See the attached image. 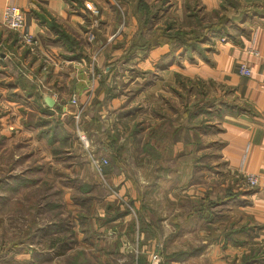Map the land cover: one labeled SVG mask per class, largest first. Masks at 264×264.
Here are the masks:
<instances>
[{
  "label": "crops",
  "instance_id": "1",
  "mask_svg": "<svg viewBox=\"0 0 264 264\" xmlns=\"http://www.w3.org/2000/svg\"><path fill=\"white\" fill-rule=\"evenodd\" d=\"M230 1L237 6L144 0L158 7L145 25L139 0H0V15L5 5L18 6L21 32L38 42L31 51L17 32L0 26V133H30L31 112L39 118V109L60 105L55 119L66 132V123L72 125L61 155L71 157L78 140L89 156L100 148L115 158L97 173L108 192L91 198L88 227L81 230L76 219L73 227L74 251L82 250L89 264H149L154 255L155 264H264V0ZM221 15L225 27L207 31L196 50H173L164 38L151 36L165 22L198 36L202 24ZM240 63L250 67L248 77L239 75ZM179 77L220 87L219 156L243 179L259 175L255 187L237 192L203 183L199 150L185 143L192 135L182 118L166 124L154 111V97L166 84H179ZM30 258L25 251L15 261L34 264Z\"/></svg>",
  "mask_w": 264,
  "mask_h": 264
},
{
  "label": "rangeland",
  "instance_id": "2",
  "mask_svg": "<svg viewBox=\"0 0 264 264\" xmlns=\"http://www.w3.org/2000/svg\"><path fill=\"white\" fill-rule=\"evenodd\" d=\"M179 78V84H175L176 86L172 88L169 87V84H166L167 89L154 97L158 101L155 102V113L164 117L166 124H173L175 118L180 117L177 114L180 111H185V114L186 112H197L196 118H186V120L182 118L184 121L182 123L188 127L189 131L191 130L189 133L192 135V141L199 147L197 159L204 170L203 183L206 179V183L211 184L214 190L220 185H225L227 191L236 189L237 192H240L245 190L247 184L244 179L225 168L218 152L220 144L218 131L222 111L219 99L222 90L218 85L210 82L191 79L185 81V78ZM164 106L165 111L161 108ZM33 107L30 108L35 111L36 108ZM175 113L176 116H174ZM35 118V113L32 114V112L28 116L30 121H35ZM66 124H68V127L71 126L66 133L71 134L72 125H70L71 123ZM33 127L34 129L30 133L28 130L21 129L9 134V137L1 134L3 132L0 133V260L7 263L18 264L15 257L22 241L25 239L24 231L30 225L19 215L25 213L27 215L25 217H29L31 214V210L24 208L20 201L23 195L21 192L27 191L28 188L25 190V186H21L14 193L9 190V187L13 186L10 181H5V179L1 181L3 175L6 174V169L10 167V163L13 166L12 173H20L28 168L29 172L25 175L31 178H27L29 179L27 184L33 183V180H31L33 177L50 175L54 181L52 184L60 189L58 198L65 211H68V209L73 210L75 208L73 204L79 198L86 201V211L90 215L91 198L94 197L93 199L98 200L105 192H108L105 184L100 182L101 178L93 165V159H106V165H108L110 161L109 154L97 148L93 156H89L83 148L85 145L77 140L75 147L71 149V157L65 155L53 157L50 155L51 146L46 143V140H37L36 136L39 128ZM10 156L11 160L8 159ZM46 170L48 171L47 174H45ZM129 175H132V173L129 172ZM95 177L98 181L97 185H94ZM84 178H88L91 184L85 183ZM195 179H199V177L196 178L195 176ZM29 196L28 201L31 203L35 200V197L29 198ZM88 197L90 201H88ZM65 211L64 213H66Z\"/></svg>",
  "mask_w": 264,
  "mask_h": 264
},
{
  "label": "trees",
  "instance_id": "3",
  "mask_svg": "<svg viewBox=\"0 0 264 264\" xmlns=\"http://www.w3.org/2000/svg\"><path fill=\"white\" fill-rule=\"evenodd\" d=\"M226 1H228L230 5L237 6L236 3L230 0ZM138 5L141 16L143 15L142 22L146 25L149 20L156 16L158 7L150 8L144 0H139ZM222 8L224 9L223 6ZM226 22L224 15L218 16L215 22L207 23V25L202 24L200 27L201 32L198 36L194 35L195 31L193 29L183 30L181 28H173L172 22H165V25L157 27L152 32L151 36L164 38L170 43L173 50L178 47H182L184 50H196L200 48L201 40L206 38L207 31L221 32ZM148 46L149 45L145 43L144 47ZM117 62L121 61L118 60ZM113 66L115 67L116 63H114ZM61 109L62 107L60 105L44 110L39 109L41 116L32 122L36 128H39L37 136L46 137L47 143L51 146V155L53 157H59L61 155L63 147L67 145L66 136H69L66 131L62 130L61 121L54 117L55 112L57 115L61 113ZM177 114L186 120V118H196L197 112H186L185 114V111H180ZM186 130L188 132L191 131H189L188 127H186ZM185 143L191 146L192 149L199 150L198 145H195V142L192 141L189 134L185 137ZM144 150L148 151V148L145 146ZM8 159L11 160V156L8 157ZM114 163L115 158L111 157V161L108 162V165H113ZM9 165L10 167L6 169V174L3 175L1 181L4 179L5 181H10L13 186H10L9 190L14 193L17 192L21 186H25V190L28 188L27 191L21 192L23 195L20 201L24 208H28L29 211L31 210L29 217H25L27 216L25 213L19 215L20 218L30 225L27 227L26 231H24L25 239L22 241V245L17 253L30 251L31 258L28 263L34 264H36L37 260L42 262L49 261L51 258L60 260L61 264H89L90 259L85 253L82 250L74 251L75 248L73 247L76 243L73 231V227L76 223L75 219L79 224V228L83 231L89 225V214L85 207L86 201L79 198L75 200L74 204L78 206V209L76 210V216L73 217L72 210L68 209V211H65L63 209V204L58 198L60 189L52 184L54 181L50 175L33 177L31 179L33 183L27 184L29 180L27 178L30 176L27 177L25 174L29 172L28 168L22 170L20 173H12L13 166L11 163ZM108 165H104L102 171H105ZM47 172L46 170L45 174H47ZM28 196L29 198L35 197V200L29 203ZM88 201H90L89 197ZM62 209L66 213H64ZM113 214V217H116L120 213L116 212ZM83 227H85V229ZM246 260L253 261L254 256L248 257Z\"/></svg>",
  "mask_w": 264,
  "mask_h": 264
},
{
  "label": "built area",
  "instance_id": "4",
  "mask_svg": "<svg viewBox=\"0 0 264 264\" xmlns=\"http://www.w3.org/2000/svg\"><path fill=\"white\" fill-rule=\"evenodd\" d=\"M85 8L87 10H92V5L90 3L85 4ZM24 24V14L22 10L12 4H7L3 7L0 15V26L3 28L17 32L19 34V39L23 45L28 46L31 51H36L38 49V42L37 39L29 33L21 32ZM239 75L243 77H248L251 74L250 67L246 65L245 63H240L238 68ZM71 104H77V99L75 97H71L70 99ZM79 113L75 115V117H78ZM107 160L106 159H93V165L95 166V169L98 173L101 174L102 167L106 165ZM244 181L249 187H255L258 184L259 181V175L257 174H245L244 175ZM130 209V207H129ZM262 248L264 249V236L262 239ZM155 258L154 255L150 261L149 264H155Z\"/></svg>",
  "mask_w": 264,
  "mask_h": 264
},
{
  "label": "water",
  "instance_id": "5",
  "mask_svg": "<svg viewBox=\"0 0 264 264\" xmlns=\"http://www.w3.org/2000/svg\"><path fill=\"white\" fill-rule=\"evenodd\" d=\"M44 102H45V104H46L48 107H52V106H53V100H52V98H50L49 96H46V97L44 98Z\"/></svg>",
  "mask_w": 264,
  "mask_h": 264
}]
</instances>
